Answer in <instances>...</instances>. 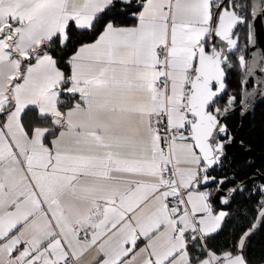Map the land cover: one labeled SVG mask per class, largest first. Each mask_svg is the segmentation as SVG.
I'll return each instance as SVG.
<instances>
[{
  "label": "snow or ice",
  "instance_id": "snow-or-ice-1",
  "mask_svg": "<svg viewBox=\"0 0 264 264\" xmlns=\"http://www.w3.org/2000/svg\"><path fill=\"white\" fill-rule=\"evenodd\" d=\"M257 18L264 0H0V264H254L264 171L226 163L225 120L229 74H264L236 31L254 43Z\"/></svg>",
  "mask_w": 264,
  "mask_h": 264
},
{
  "label": "water",
  "instance_id": "water-1",
  "mask_svg": "<svg viewBox=\"0 0 264 264\" xmlns=\"http://www.w3.org/2000/svg\"><path fill=\"white\" fill-rule=\"evenodd\" d=\"M258 20L259 18L256 19L254 23H258ZM255 41L256 39H254V43H251V51L253 52L257 51L255 50ZM261 43L262 40H258V45H261ZM253 59H256L258 64L260 63V58L257 55L255 58H250V63L253 61ZM261 79H264V74H261L257 69L252 76H245V79L242 82L240 100L243 99L247 107L241 105L239 101L236 110H233L238 112L240 120L238 127L233 134V136L237 138V145L236 148L233 149V151L229 154L231 164L234 161L240 160L242 157L248 158V160L252 162L253 166H256L257 163L264 161V153H258L244 143L243 145L247 149H250V151L246 153L239 151L240 141H242L250 128L255 108L258 104L264 101V83L259 82ZM233 111H231L229 115Z\"/></svg>",
  "mask_w": 264,
  "mask_h": 264
},
{
  "label": "flooded vegetation",
  "instance_id": "flooded-vegetation-1",
  "mask_svg": "<svg viewBox=\"0 0 264 264\" xmlns=\"http://www.w3.org/2000/svg\"><path fill=\"white\" fill-rule=\"evenodd\" d=\"M250 13H251V9L248 10V14H249V17H250ZM258 19V18H257ZM236 31L239 33V45L241 47V49L244 50V55H245V60L246 62H248L250 64V58H255V56L257 55L259 58L261 56H264V18H259L258 20V23H254L253 21V37L254 39H256L255 41V50L257 51H251L252 48H251V44H249L247 42V32H248V29L247 27L241 25V26H238ZM262 40V43L261 45H258V40ZM255 54V55H253ZM235 59V58H233ZM244 71L245 70H240V69H236L235 71L231 72L229 74V77H228V94H231V95H235L237 97V103H236V107L238 106L239 104V101H240V97H241V86H242V82L244 81L245 79V75H244ZM236 93L238 95H236ZM264 102V101H263ZM261 104V103H260ZM258 104L254 110V113H253V118H252V122H251V125H250V128L249 130L247 131V133L250 131L251 127H252V124H253V120H254V115H255V112H256V109L257 107L260 105ZM233 116H236L237 117V123H236V126H235V129L232 133V135L234 134L236 128L238 127V124H239V120H240V117H239V114L237 111H233L229 116H227V119L225 120V123L228 125V121L233 117ZM246 133V135H247ZM246 135L244 136V138L242 139V142L247 145L248 147H250L247 143H245V137ZM251 148V147H250ZM253 149V148H252ZM254 150V149H253ZM242 162V161H245L246 163H249L251 164L252 167H257L258 164H262L263 162L261 163H257L256 166H253L252 162H250L248 160V158L246 157H242L240 160H237V161H234L231 165H232V169L234 171H236L234 169V164L235 163H239V162ZM230 162V157H229V161H226V163ZM237 172V171H236ZM238 174V172H237ZM239 175V174H238Z\"/></svg>",
  "mask_w": 264,
  "mask_h": 264
},
{
  "label": "trees",
  "instance_id": "trees-1",
  "mask_svg": "<svg viewBox=\"0 0 264 264\" xmlns=\"http://www.w3.org/2000/svg\"><path fill=\"white\" fill-rule=\"evenodd\" d=\"M236 95L238 94L236 93ZM236 123V116H233L228 121V127L231 132L234 131ZM244 141L256 152L264 153V102L257 107L252 127L247 133ZM234 169L238 172L239 176L243 178L246 174H250L255 170L264 171V161L255 168L245 161H240L234 164ZM250 255L254 264H261V260L264 258V239L258 237L254 240Z\"/></svg>",
  "mask_w": 264,
  "mask_h": 264
}]
</instances>
